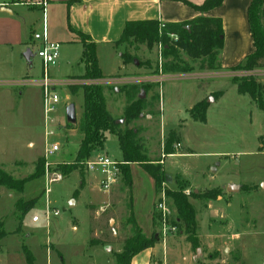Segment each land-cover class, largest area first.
I'll use <instances>...</instances> for the list:
<instances>
[{
    "label": "rangeland",
    "instance_id": "rangeland-1",
    "mask_svg": "<svg viewBox=\"0 0 264 264\" xmlns=\"http://www.w3.org/2000/svg\"><path fill=\"white\" fill-rule=\"evenodd\" d=\"M261 17L264 27V14ZM34 22V29L40 31L37 24L40 20ZM9 27L14 31L18 29L17 26ZM64 50L63 46L57 64L50 68V77L64 80L69 76L84 75L78 54ZM126 50L139 62L150 60L152 67L130 64L116 76L103 81L108 111L121 121L119 124L124 129L126 97L123 89L134 83L136 79L133 78L155 75L163 78L159 83L147 82L153 84V89L146 94L144 116L129 127L140 131L139 139L148 158L161 160L162 186H166L168 179V187L172 189L166 186L167 193L189 191L185 196L195 210L197 223L194 233L187 232L184 226H177L174 223L177 211L167 196L168 224L175 226L176 231L168 233L165 240L157 238V243L149 249L150 254L148 250L141 252L132 264H264V148L259 141L264 135V112L250 96L240 97L232 83L235 77L248 76L230 73L228 76L232 81L214 78V71L202 69L201 61L190 60L183 51H180V58L193 67V71L167 73L164 66L173 58L163 57L160 62L155 47L148 50L146 46L123 44L119 48L122 53ZM108 54L102 60L104 75L117 73L121 65L117 61L120 57L111 59ZM258 70L261 73H256L254 78L262 83L264 68ZM27 78L34 83L28 87L19 84ZM42 79L40 59H35L29 66L22 59L19 47L0 48V168L18 180L31 179L35 173H42L44 118L39 86ZM67 80L72 83L56 89L61 101L51 121L55 131L52 139L62 147L54 158L59 162L74 161L80 139L77 131L67 128L65 110L75 104L80 119L83 91L80 89L73 96L70 88L95 86L99 81L86 77ZM208 91H223L226 96L216 100L218 96L211 95L206 99ZM205 99L209 104L207 123L195 122L188 109ZM172 132L179 140L173 144L175 153L168 156L164 154V145ZM30 141L35 146H28ZM97 155L121 160L118 139L109 135L106 145L92 154L93 157ZM73 172H77L81 180L87 175L80 170H73L69 175ZM131 175L135 218L150 239L154 232L150 210L159 195L141 166L132 167ZM228 183L242 185L236 195L238 202L234 203L239 208L234 218L225 217L223 213L224 207L229 209V206L221 197L233 195L225 189ZM82 189L76 178H64L51 186L49 199L60 215L52 218L47 229L44 176L28 181L23 194L0 187V225H4L2 228L7 234L0 239V264H27L24 248L33 253L38 264H47L48 248L51 249L52 264H116L115 255L123 250L124 241L132 235L131 226L126 223L129 191L122 179L110 193L100 190L98 182L89 190ZM76 190H79L77 196ZM32 200H37L32 210L25 214L17 211L19 201L26 211ZM76 200L78 204L72 207V201ZM86 203L95 205L91 209L90 205L85 206ZM28 215L31 221L40 217V223L23 224ZM75 219L78 220L76 230ZM160 231L161 223L157 221L156 233ZM240 236L241 241L238 240ZM102 237L109 241L108 246L101 244ZM190 239L195 240V245ZM93 241L100 243L93 244ZM53 247L57 251H53ZM106 248L110 249L106 252Z\"/></svg>",
    "mask_w": 264,
    "mask_h": 264
},
{
    "label": "trees",
    "instance_id": "trees-1",
    "mask_svg": "<svg viewBox=\"0 0 264 264\" xmlns=\"http://www.w3.org/2000/svg\"><path fill=\"white\" fill-rule=\"evenodd\" d=\"M193 9L200 12H207L222 4L223 0H208L203 6H194L189 2L183 1ZM264 14V0H253L249 8V23L251 35L253 38L255 52L246 57V59L232 68L233 72H241L249 74L248 77H235L233 82L237 85L239 94L249 95L250 98L257 104L258 108L264 112V85L254 78L252 75L256 69L264 68V27L261 25V16ZM161 22L155 20L128 22L125 26L123 34L116 46L126 45L128 47L146 46L148 50H153L155 45L163 44L164 59L173 58V61L167 63L165 71L167 73H188L193 71L187 62L180 58V51L192 61H201V68L210 71L221 69L219 56L223 49L224 30L222 20L219 18H211L206 16L197 17L191 21L182 23H164L161 28ZM170 35H177L178 41L171 39ZM83 44L82 61L86 65L85 77L89 80L107 79L103 76L102 70L98 63L96 45L90 42L86 36L80 35ZM123 65L127 66L134 64L138 59L129 53L127 50L122 54ZM139 62V61H138ZM158 66V65H157ZM139 67H152L149 61H140ZM83 91L82 116L77 118L75 124L67 122L69 130H77L82 140L75 157V162L86 160L99 148H103L107 141V135H114L118 139L119 148L122 153L123 163L120 166L122 173V181L129 191V215L126 219L128 226H131L132 235L124 241L123 250L115 255L116 264H132L135 256L141 252L148 250L157 243L156 227L157 221L161 223V215L154 212L153 226L154 232L152 238H147L137 224L134 217L133 197H132V175L130 164L135 163L141 166L156 183L157 194L159 195L164 183V174L160 161H153L148 158L139 139L140 131L137 128L129 126L141 119L144 116L145 99H140L142 92L148 94L153 89L152 83L142 82L140 84L133 83L128 88H124L123 92L126 97V106L123 110L125 128L110 115L104 89L102 84L84 86L83 88L71 87V94L77 95L79 90ZM209 104L204 100L196 104L190 111L189 115L195 122L207 123V111ZM179 139L175 132H172L165 141L164 154L173 155L175 153L173 144ZM260 143L264 148V135L260 138ZM154 162H157L155 164ZM40 166V165H39ZM42 173L34 174L31 179H15L0 168V187H5L16 193H23L25 184L36 178L44 176L45 163L42 162ZM65 176H68L73 170H78L77 164L61 166L59 168ZM166 194L173 201L177 211V218L174 223L177 226H184L186 231L194 233L197 230L195 220V210L190 204L187 196L180 192H169ZM78 191L75 192V196ZM37 200H32L28 203V208L23 210L20 207L19 201L16 205L17 211L22 213L29 212L34 207ZM91 208V206H89ZM92 209V208H91ZM0 225V239L6 237V232ZM191 243L195 240L190 239ZM93 244L100 242L93 241ZM27 264H33L28 249L24 248Z\"/></svg>",
    "mask_w": 264,
    "mask_h": 264
},
{
    "label": "crops",
    "instance_id": "crops-1",
    "mask_svg": "<svg viewBox=\"0 0 264 264\" xmlns=\"http://www.w3.org/2000/svg\"><path fill=\"white\" fill-rule=\"evenodd\" d=\"M183 1L189 2L194 6L200 7L203 6L208 0H0V48L7 46L19 47V52L21 54L22 59L26 61L29 66H32L34 60L38 59L35 56V50L33 48V45H31L32 35L34 32H42L44 29H46L48 32V36L52 41L60 43L61 48L63 46L65 47L64 52H68L70 50L75 51V53L78 54L79 63L84 67V75H73L65 78L64 80L70 78L81 79L85 77L86 65L82 61L83 44L80 35L86 36L90 39L91 43H94L96 45L97 58L100 68L102 67L103 58L108 53V55H111V59L112 57H120L121 59L120 60L119 58H117L118 64H121L117 73L110 75L103 74V76H105L107 79L98 81V84H103L102 82L104 80L106 81L108 79H111L113 76L119 74L122 69H126V67L128 66L123 65V53L119 51V48L121 46H116L128 22L155 20L165 24L182 23L191 21L200 16H206L221 19L224 30L223 49L219 56V63L221 65V69L214 71V75L212 76H216L214 78L219 79L227 78L232 81L228 76V74L233 73L231 69L241 64L247 56L255 52V46L251 35L248 15L249 8L253 0H223L220 6L215 7L214 9H211L207 12L197 11L189 5L185 4ZM37 14L38 16H36ZM38 19L40 20V22L37 23L40 31L34 29V21L36 20L37 22ZM9 26H17L18 29H15L14 31ZM27 57L30 58L29 61L27 60ZM136 66H139V64ZM258 72L261 73L260 70L256 69L255 71H253L252 75H255ZM133 79H136L134 83H147L148 80H157L158 76H144ZM263 82L264 81H262V84ZM232 83L240 97L249 96L239 94L237 85L233 81ZM23 93L24 92H22V95ZM211 95H217L218 98L216 100H219L223 99L226 96V92L208 91L206 99H210ZM216 100L214 103L217 102ZM193 107L189 108L188 110L192 109ZM111 116L117 122H120L118 121L119 119L115 118L116 116ZM108 136L109 134L107 135V140ZM112 136L116 137L114 135ZM79 137L80 139L78 140L75 153L78 151L82 140V136L80 135ZM31 144H34L35 146V143L33 141L28 142V146ZM121 160L117 161L121 162ZM153 161L157 160L154 159ZM135 166L139 165L135 163L130 164L131 173L132 167ZM214 172H216L215 169ZM71 178L77 179V184L81 188H83L82 190H89V188L91 189V187L98 182V177L93 174H87L84 179L81 180L79 174H77V172H73L71 175L65 177V180ZM150 178L154 182L155 190L157 193L155 180L151 176ZM165 185L167 187L169 186L168 179L167 182H165ZM216 186L221 188L218 185ZM230 186L235 187L237 191L233 192L232 196L224 195L221 197V200L225 202V204L228 203L227 206H229V209L227 207H224L223 209L225 217H233V215L236 216V212L239 210V208H236L234 203L238 202L236 195H238V192L240 191V186L242 185L228 183L225 187L226 191L227 188ZM76 191L79 192V190ZM77 204L78 201L76 200L73 206L71 203V206L75 207ZM87 205L92 206L95 204L86 203L85 206L87 207ZM218 211L220 212V210ZM154 212L155 205L150 210L151 225H153ZM77 221V219H75L74 221V230H76L75 225L77 226ZM27 222L33 223L35 225L40 223L32 222L29 215L27 216L23 224ZM101 239V244L106 246L109 245V241H107L103 237ZM240 239L241 236L238 238V240ZM109 249L110 248H106L104 251L107 252ZM54 250L56 249L53 247V251ZM99 252L102 253V250ZM31 254L34 259L33 264H38L37 258L34 257L32 252ZM50 259L53 263L52 256L50 257ZM63 261L64 260H62V262Z\"/></svg>",
    "mask_w": 264,
    "mask_h": 264
},
{
    "label": "built area",
    "instance_id": "built-area-1",
    "mask_svg": "<svg viewBox=\"0 0 264 264\" xmlns=\"http://www.w3.org/2000/svg\"><path fill=\"white\" fill-rule=\"evenodd\" d=\"M164 27V23L161 24V28ZM171 39L178 41L179 37L177 35H170ZM35 50V56L42 61L43 65V79L39 82V86L42 91V110L44 118V147H43V158L45 163V216L44 220L46 222V227L49 228L51 220L53 217H58L60 212L52 207V203L49 199L51 193V186L55 183H60L64 181L65 175L59 169L61 166H67L71 164H77L78 170L84 171L87 174H93L98 177V183L100 190L105 193H110L112 188L121 179L122 173L120 166L123 164L120 161L111 159L108 155H97L95 157L80 161V162H59L54 158L61 152L62 147L54 141L52 138L55 136L54 129L51 128V121L54 114L57 112L58 106L60 105L61 98L59 93L56 91L57 88L67 87L72 82L69 80H56L50 77V68L55 66L60 58L61 44L52 41L46 29L42 32H34L32 35V44ZM155 50L157 53L158 60L162 62L163 59V44L159 43L155 45ZM239 73L241 75L237 76H248L247 73ZM163 79L158 76L157 80H148L149 82H156ZM105 81V80H104ZM33 81L28 78L20 81V85L30 86ZM106 84L105 82H102ZM98 84V83H96ZM165 185V184H164ZM186 195H189V191H185ZM155 212L159 213L162 217L161 219V231L157 234L159 238L166 239L167 234L176 231L175 226H170L168 224V215L170 211L167 205V194L166 186H162V190L159 193V198L155 204ZM34 223L40 222L41 218L36 216L32 220ZM48 259L47 264H52L51 262V249L47 250Z\"/></svg>",
    "mask_w": 264,
    "mask_h": 264
},
{
    "label": "water",
    "instance_id": "water-1",
    "mask_svg": "<svg viewBox=\"0 0 264 264\" xmlns=\"http://www.w3.org/2000/svg\"><path fill=\"white\" fill-rule=\"evenodd\" d=\"M27 60L29 61L30 58L27 57ZM136 65H138L139 63L137 61L134 62ZM146 97V94L145 92H142L141 95H140V99H145ZM143 117V115L141 116V118ZM66 119H67V122L71 123V124H75L77 122V112H76V106L75 104H71L69 105L67 108H66ZM117 123H121L120 122H117ZM227 191L230 192V193H233V192H236L237 189L233 186H230L227 188ZM74 205V202H72V206Z\"/></svg>",
    "mask_w": 264,
    "mask_h": 264
}]
</instances>
